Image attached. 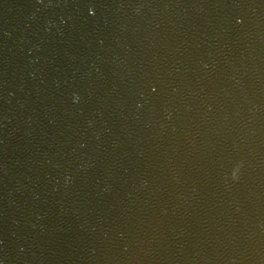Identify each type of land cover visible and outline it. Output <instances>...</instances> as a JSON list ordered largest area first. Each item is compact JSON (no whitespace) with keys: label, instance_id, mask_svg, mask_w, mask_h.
Masks as SVG:
<instances>
[{"label":"water","instance_id":"water-1","mask_svg":"<svg viewBox=\"0 0 264 264\" xmlns=\"http://www.w3.org/2000/svg\"><path fill=\"white\" fill-rule=\"evenodd\" d=\"M0 264H264V0H0Z\"/></svg>","mask_w":264,"mask_h":264},{"label":"clouds","instance_id":"clouds-1","mask_svg":"<svg viewBox=\"0 0 264 264\" xmlns=\"http://www.w3.org/2000/svg\"><path fill=\"white\" fill-rule=\"evenodd\" d=\"M76 99V97H74V100ZM239 168H240V166L238 165L237 167H236V169L232 172V174H231V178L235 181L238 177H237V173L239 172Z\"/></svg>","mask_w":264,"mask_h":264},{"label":"snow or ice","instance_id":"snow-or-ice-1","mask_svg":"<svg viewBox=\"0 0 264 264\" xmlns=\"http://www.w3.org/2000/svg\"><path fill=\"white\" fill-rule=\"evenodd\" d=\"M89 14L90 15L94 14V10L93 9H89ZM155 90H156L155 88L152 89L153 92H155Z\"/></svg>","mask_w":264,"mask_h":264}]
</instances>
